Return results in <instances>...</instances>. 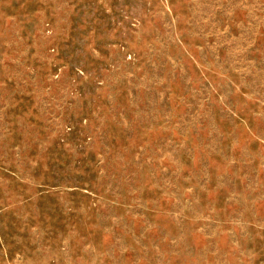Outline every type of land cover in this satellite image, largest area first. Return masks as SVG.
<instances>
[{
	"label": "rangeland",
	"instance_id": "rangeland-1",
	"mask_svg": "<svg viewBox=\"0 0 264 264\" xmlns=\"http://www.w3.org/2000/svg\"><path fill=\"white\" fill-rule=\"evenodd\" d=\"M0 264H264V0H0Z\"/></svg>",
	"mask_w": 264,
	"mask_h": 264
}]
</instances>
